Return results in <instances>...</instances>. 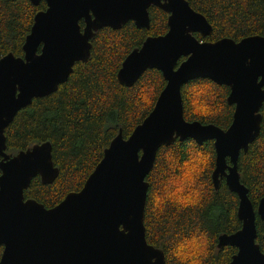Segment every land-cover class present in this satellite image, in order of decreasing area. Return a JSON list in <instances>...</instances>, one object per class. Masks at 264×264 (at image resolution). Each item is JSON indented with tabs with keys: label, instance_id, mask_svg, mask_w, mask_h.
Listing matches in <instances>:
<instances>
[{
	"label": "water",
	"instance_id": "1",
	"mask_svg": "<svg viewBox=\"0 0 264 264\" xmlns=\"http://www.w3.org/2000/svg\"><path fill=\"white\" fill-rule=\"evenodd\" d=\"M42 1L47 9L35 17L25 55L9 53L0 59V264H166L165 252L147 240L146 178L159 149L178 138L199 144L213 140L214 186L219 189L225 178L239 196L242 228L222 234L218 243L219 248H238L229 264H264L257 242L264 197L256 211L238 169L242 151L248 152L262 131L264 35L201 41L195 32L208 36L214 28L188 0H31L36 5ZM153 5L170 13L169 30L134 49L118 78L132 86L148 69L162 71L168 83L154 109L128 138L120 131L81 191L70 192L51 208L26 199L25 190L36 176L51 183L60 174L53 144H36L12 156L6 129L21 109L56 92L75 65L91 57L99 30L120 29L129 21L149 28ZM182 57L187 59L177 67ZM200 78L231 88L228 102L236 108L227 129L185 118L182 87Z\"/></svg>",
	"mask_w": 264,
	"mask_h": 264
},
{
	"label": "trees",
	"instance_id": "2",
	"mask_svg": "<svg viewBox=\"0 0 264 264\" xmlns=\"http://www.w3.org/2000/svg\"><path fill=\"white\" fill-rule=\"evenodd\" d=\"M188 1L213 25L209 37L198 35L202 40L229 37L239 41L251 35H264V0ZM45 9V1L36 5L31 0H0V59L9 53L25 55L24 45L35 17ZM150 16V28H139L134 21H129L120 29L99 30L92 38L91 57L78 62L69 80L56 92L36 98L21 109L6 129L7 152L12 156L36 144L47 141L53 144V158L60 174L51 183H44L40 175L36 176L25 190L26 199H36L51 208L70 192L81 191L120 131L128 138L152 112L166 86L162 71L148 69L132 86L122 84L118 78L124 59L135 48L149 35L167 32L166 10L153 5ZM230 91L229 86L209 79L190 81L182 87L185 118L227 129L234 116V106L228 102ZM195 105H200L201 111ZM262 114L261 134L248 152L242 151L238 163L241 180L249 189L256 211L264 197V106ZM197 151L207 156L202 161V168L207 170L202 174L204 188L199 200L183 204L165 199L159 204L157 197L170 180L167 175L171 170L178 172ZM228 163L231 164L229 158ZM215 167L213 140L199 144L193 139L178 138L159 149L155 165L146 178L150 186L145 226L148 242L165 252L166 264H190V259L177 255V248L196 236L205 239L206 252L201 264H229L237 253L238 248L231 245L218 247L219 237L241 229L242 221L238 216L239 196L229 188L226 179H222L219 189L215 188L212 176ZM257 228V242L264 250V222L259 216ZM3 251L2 245L0 260Z\"/></svg>",
	"mask_w": 264,
	"mask_h": 264
},
{
	"label": "rangeland",
	"instance_id": "3",
	"mask_svg": "<svg viewBox=\"0 0 264 264\" xmlns=\"http://www.w3.org/2000/svg\"><path fill=\"white\" fill-rule=\"evenodd\" d=\"M200 108V105H195L196 110H200ZM204 156L207 157L206 153L197 151L192 155V160L180 167L178 172L171 170L170 174L167 175L170 180L166 181L162 194L157 197L159 204L165 199H175L183 204L194 203L199 200L204 188L202 174L207 170L202 168ZM204 245L205 239L196 236L192 240L180 244L177 248V255L183 259H190L193 264H201V257L206 252Z\"/></svg>",
	"mask_w": 264,
	"mask_h": 264
},
{
	"label": "flooded vegetation",
	"instance_id": "4",
	"mask_svg": "<svg viewBox=\"0 0 264 264\" xmlns=\"http://www.w3.org/2000/svg\"><path fill=\"white\" fill-rule=\"evenodd\" d=\"M167 13H168L169 16H170V13H169V12H167ZM168 19H169V18H168ZM82 22H83V24H82ZM80 23H81V26H82L83 29H84L85 26H86V22H85V20L82 19ZM137 27H138V26H137ZM139 28H140V27H139ZM143 28H147V27H143ZM149 28H150V27H149ZM168 30H169V22H168ZM168 30H167V32H168ZM167 32H165L164 34H166ZM212 33H213V32H212ZM162 35H163V34H162ZM195 35H196L197 37H198V35H200L201 37H204V38H205V37H209L211 34L208 35V36H204V35H202L201 33L195 32ZM150 36H157V35H149L148 37H150ZM148 37H147V38H148ZM147 38H146V39H147ZM198 38H199V37H198ZM146 39H145V40H146ZM199 39H200L201 41H205V40H202L201 38H199ZM145 40L143 41V43L145 42ZM143 43H142V45H143ZM142 45H141L140 47H137V48H141ZM135 49H136V48H135ZM186 59H187L186 57H182V58L179 60V64L177 65V67H178V66H179L184 60H186ZM162 73H163V72H162ZM163 75H164V73H163ZM164 78H165V80H166V86H167L168 81H167V79H166L165 76H164ZM166 86H165V87H166ZM165 87H164V88H165ZM163 90H164V89H163ZM163 90H162V91H163ZM162 91H161V92H162ZM230 92H231V91H230ZM156 102H157V101H156ZM230 105H233V106H234V112H235L236 105H234V104H230ZM233 115H234V114H233ZM218 243H219V241H218Z\"/></svg>",
	"mask_w": 264,
	"mask_h": 264
},
{
	"label": "bare ground",
	"instance_id": "5",
	"mask_svg": "<svg viewBox=\"0 0 264 264\" xmlns=\"http://www.w3.org/2000/svg\"><path fill=\"white\" fill-rule=\"evenodd\" d=\"M141 77V76H140Z\"/></svg>",
	"mask_w": 264,
	"mask_h": 264
}]
</instances>
